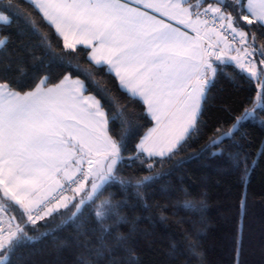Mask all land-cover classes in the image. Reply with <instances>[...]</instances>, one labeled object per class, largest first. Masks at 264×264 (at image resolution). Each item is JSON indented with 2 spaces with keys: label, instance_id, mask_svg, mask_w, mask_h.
<instances>
[{
  "label": "snow or ice",
  "instance_id": "1",
  "mask_svg": "<svg viewBox=\"0 0 264 264\" xmlns=\"http://www.w3.org/2000/svg\"><path fill=\"white\" fill-rule=\"evenodd\" d=\"M3 2L6 6L0 10V24H7L12 12L21 14L20 0ZM26 2L55 29L64 49L73 53L78 46L90 49L88 60L98 68L107 65L120 88L146 106L156 127L148 129L141 140L136 159H140L139 152L149 157L172 154L193 131H198L202 103L207 101L218 71L215 62L235 63L260 89L252 109H245L224 135L231 136L241 121L255 118L257 109L264 111V0ZM168 21H175L183 29ZM31 23L35 27V21ZM221 29L231 33V41ZM6 43V37L0 38V50ZM232 52L235 55H229ZM20 71L23 74L22 68ZM84 71L93 77L99 91H109L95 81L90 69ZM48 80V76L41 78L29 91L17 90L11 81L0 80V264H6L19 243L31 239L25 232L27 224L35 225L70 205L75 209L70 219H75L86 203L99 200L95 217L102 231L110 233L111 228L104 226L106 221L118 226L125 217L120 214V202L100 199L105 187L119 183L139 192L154 179L143 176L133 184L117 175L123 142L131 129L124 128V135L115 139L108 126L117 120L122 127L128 122L121 119L126 106L116 101V111L110 116L100 99L84 96L83 80L65 75L51 87ZM148 167L151 169L152 164ZM87 184L90 187L86 190ZM67 191L74 195H65ZM13 206L20 210L21 219L26 218L24 226L10 214ZM184 207L196 210L191 202ZM126 239L116 237L119 244ZM190 248L194 256L198 255L195 243Z\"/></svg>",
  "mask_w": 264,
  "mask_h": 264
},
{
  "label": "trees",
  "instance_id": "2",
  "mask_svg": "<svg viewBox=\"0 0 264 264\" xmlns=\"http://www.w3.org/2000/svg\"><path fill=\"white\" fill-rule=\"evenodd\" d=\"M5 6L0 0V10ZM20 9L19 15L10 9L9 23L0 24V38H7L0 50V80L29 91L45 76L50 86L70 75L84 81L85 92L100 99L110 116L116 101L126 106L121 119L128 122L122 127L117 120L108 126L115 139L124 135V128L131 129L117 175L133 184L143 176L154 179L139 192L119 183L105 187L100 199L120 202L125 217L118 226L106 221L110 233L97 223L99 200L86 203L75 219H70L75 211L70 205V210L27 224L25 232L31 239L19 243L6 264H264V111L257 109L255 118L241 121L231 136L224 135L245 109H252L260 91L257 82L230 63L216 62L218 71L202 103L198 131L172 154L149 157L139 152L136 159L138 145L154 124L143 102L130 98L107 66L92 64L89 49L78 46L75 53L64 49L62 38L26 0H20ZM86 69L109 91H99ZM221 137L219 144H213ZM186 202L196 210L185 208ZM13 208L10 214L24 226L26 218ZM117 236L127 239L119 244ZM193 243L196 256L190 248Z\"/></svg>",
  "mask_w": 264,
  "mask_h": 264
},
{
  "label": "crops",
  "instance_id": "3",
  "mask_svg": "<svg viewBox=\"0 0 264 264\" xmlns=\"http://www.w3.org/2000/svg\"><path fill=\"white\" fill-rule=\"evenodd\" d=\"M149 12H152V10H148ZM152 14H154V15H157V16H159V13H154V12H152ZM165 19L167 20V18L165 17ZM168 22H170V23H173L175 26H177V27H181L182 29H183V26L182 25H176V23H175V21H168ZM189 34L190 35H194V33H191V32H189ZM221 47H223V44L221 45ZM89 51H90V49H89ZM229 55H235V53L234 52H232V53H229ZM105 66H107V65H105ZM114 74V73H113ZM115 75V74H114ZM72 79H77V78H72ZM60 82H58V83H56V84H59ZM56 84H54V85H56ZM51 86H53V85H50V86H48V87H51ZM89 95H91V94H87L86 92H84V96H89ZM91 96H93V95H91ZM154 121V120H153ZM153 127H156V122L154 121V124H153V126L151 127V128H153ZM110 134V133H109ZM146 135V134H145ZM144 135V136H145ZM143 139V138H142ZM143 153H145L146 154V152H143ZM147 155V154H146ZM83 166H85L86 168H87V164H85V165H83ZM88 187H90V184H87L86 185V190H87V188ZM81 195H83V193H81L80 195H78V196H76V198L77 197H80Z\"/></svg>",
  "mask_w": 264,
  "mask_h": 264
},
{
  "label": "built area",
  "instance_id": "4",
  "mask_svg": "<svg viewBox=\"0 0 264 264\" xmlns=\"http://www.w3.org/2000/svg\"><path fill=\"white\" fill-rule=\"evenodd\" d=\"M205 7H206V6H205ZM220 31L224 32V35L227 36V38H228L229 41L232 40V35H231V33H230L229 31L224 30V29H221ZM237 39H238V38H237ZM234 47H239V45H238V44H235ZM230 64L233 65V66H236L235 63H231V62H230ZM83 167H84L85 170H87V168H86L85 166H83ZM73 187H74V186H73ZM64 194L67 195V196H69L70 194H72V192H71V191H67V192H65Z\"/></svg>",
  "mask_w": 264,
  "mask_h": 264
},
{
  "label": "rangeland",
  "instance_id": "5",
  "mask_svg": "<svg viewBox=\"0 0 264 264\" xmlns=\"http://www.w3.org/2000/svg\"><path fill=\"white\" fill-rule=\"evenodd\" d=\"M146 154H147V153H146ZM147 155H148V154H147ZM73 195H74V193L70 194L69 197H71V196H73Z\"/></svg>",
  "mask_w": 264,
  "mask_h": 264
},
{
  "label": "water",
  "instance_id": "6",
  "mask_svg": "<svg viewBox=\"0 0 264 264\" xmlns=\"http://www.w3.org/2000/svg\"><path fill=\"white\" fill-rule=\"evenodd\" d=\"M210 2H213V0H209Z\"/></svg>",
  "mask_w": 264,
  "mask_h": 264
}]
</instances>
